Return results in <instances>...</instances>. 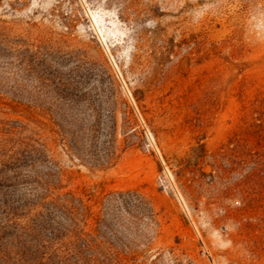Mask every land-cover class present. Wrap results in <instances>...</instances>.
Masks as SVG:
<instances>
[{"label": "rangeland", "instance_id": "374dc122", "mask_svg": "<svg viewBox=\"0 0 264 264\" xmlns=\"http://www.w3.org/2000/svg\"><path fill=\"white\" fill-rule=\"evenodd\" d=\"M0 264H264V0H0Z\"/></svg>", "mask_w": 264, "mask_h": 264}, {"label": "trees", "instance_id": "16d2710c", "mask_svg": "<svg viewBox=\"0 0 264 264\" xmlns=\"http://www.w3.org/2000/svg\"><path fill=\"white\" fill-rule=\"evenodd\" d=\"M71 214L74 216L73 217V223H74V227H75V231H74V238L75 240H77L79 238V235H78V225H79V219L77 217V214L76 212L74 211V209L70 210ZM90 217H87L85 215L84 217V220H83V226L84 228H86V232L84 233V245L86 247H88V249H92L93 248V243H92V233H91V230H92V227H91V220L94 218L93 215H89Z\"/></svg>", "mask_w": 264, "mask_h": 264}]
</instances>
